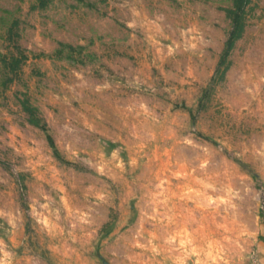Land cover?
<instances>
[{
	"label": "rangeland",
	"instance_id": "374dc122",
	"mask_svg": "<svg viewBox=\"0 0 264 264\" xmlns=\"http://www.w3.org/2000/svg\"><path fill=\"white\" fill-rule=\"evenodd\" d=\"M0 264H264V0H0Z\"/></svg>",
	"mask_w": 264,
	"mask_h": 264
},
{
	"label": "trees",
	"instance_id": "16d2710c",
	"mask_svg": "<svg viewBox=\"0 0 264 264\" xmlns=\"http://www.w3.org/2000/svg\"><path fill=\"white\" fill-rule=\"evenodd\" d=\"M237 9L241 8L240 6L236 7ZM232 20L234 22V28L232 30V32L230 33V37H229V43H231L233 41V39L239 35L240 31H241V13H232ZM48 139L51 143V145L53 147H55V144L53 142V139L50 135H48Z\"/></svg>",
	"mask_w": 264,
	"mask_h": 264
}]
</instances>
